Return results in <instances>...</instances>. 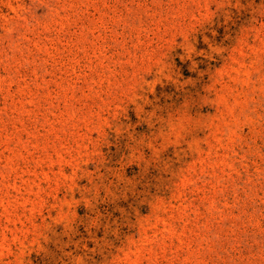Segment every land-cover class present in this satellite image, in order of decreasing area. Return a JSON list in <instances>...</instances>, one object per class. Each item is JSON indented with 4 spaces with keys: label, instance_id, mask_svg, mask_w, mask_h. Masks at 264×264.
Here are the masks:
<instances>
[{
    "label": "rangeland",
    "instance_id": "1",
    "mask_svg": "<svg viewBox=\"0 0 264 264\" xmlns=\"http://www.w3.org/2000/svg\"><path fill=\"white\" fill-rule=\"evenodd\" d=\"M0 264H264V0H0Z\"/></svg>",
    "mask_w": 264,
    "mask_h": 264
}]
</instances>
